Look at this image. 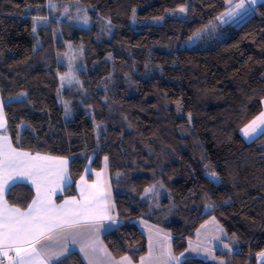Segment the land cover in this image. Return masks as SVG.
<instances>
[{
    "label": "trees",
    "instance_id": "16d2710c",
    "mask_svg": "<svg viewBox=\"0 0 264 264\" xmlns=\"http://www.w3.org/2000/svg\"><path fill=\"white\" fill-rule=\"evenodd\" d=\"M47 1L0 0V93L13 146L69 160L67 198L88 166L100 171L105 157L119 151L125 170L113 175V186L137 243L131 247L121 232L108 236L115 256L137 259L145 251L136 221L164 231L183 227L174 242L181 256L209 205L249 245L264 238V134L251 143L242 135L263 112L264 3L187 50L182 46L196 32L220 24L226 0H51L111 21L109 38L55 21L34 33L33 20ZM181 7L188 9L186 19L165 18ZM133 10L140 21L165 19L136 31ZM68 45L81 49L83 68L79 83L62 90L68 69L58 56ZM24 93L25 101L7 104ZM211 171L219 183L210 180ZM34 198L26 184L7 194L21 210ZM228 204L239 212L228 213ZM218 256L226 264H259L256 256ZM181 264L213 263L190 258Z\"/></svg>",
    "mask_w": 264,
    "mask_h": 264
},
{
    "label": "snow or ice",
    "instance_id": "6c2138e0",
    "mask_svg": "<svg viewBox=\"0 0 264 264\" xmlns=\"http://www.w3.org/2000/svg\"><path fill=\"white\" fill-rule=\"evenodd\" d=\"M226 3L228 9L221 16L216 17V20L227 22L224 17L236 19L247 15L255 10L258 0H247V3L245 0L238 2L226 0ZM49 6L54 7L51 0ZM179 11L186 13L188 9L181 7ZM133 16L135 17V10ZM41 20L46 21L47 17L37 16L34 18V23ZM84 22L87 23V17ZM32 31L35 33L36 28L33 27ZM61 80H64V77H61ZM257 121L264 123V113L242 129L245 137H251L256 132L254 126L257 125ZM6 124L4 103L0 100V129H5L4 132H0V264H4L5 259L7 264H52L53 261L64 264L61 258L70 257V248L75 245H79V251L84 254L88 264H99L100 253H104L110 259V253L99 239V233L105 227L104 221L116 223V216L111 211L114 204L111 203L110 190L105 191L98 183L88 184L82 179L80 199H65L62 204L54 203L52 195L59 184L51 181L49 177L62 178L63 173L67 171L68 161L17 150L6 132ZM99 175L97 173V176ZM207 175L212 182L219 183L215 171ZM24 181H30L36 187V198L32 200L26 212L21 211L20 208L9 207L7 200L4 199L5 191H10ZM151 190L146 189V194ZM217 231L222 232L223 229L217 228ZM212 238L220 239L218 235ZM41 240H47L48 243L41 244L37 248L36 245L40 244ZM149 241V257L142 258L140 264H152L151 237ZM223 247L231 251L227 244ZM191 250L195 252L199 251V248ZM205 254L211 255L207 249ZM261 255L264 256V253ZM212 258L215 259L214 256ZM173 261L175 264H180L179 258L172 254L170 244L167 248L162 245L159 257L155 258V264H171ZM110 264H132V261L125 256L120 261L110 259ZM220 264L223 262L221 261Z\"/></svg>",
    "mask_w": 264,
    "mask_h": 264
},
{
    "label": "crops",
    "instance_id": "0c3cea01",
    "mask_svg": "<svg viewBox=\"0 0 264 264\" xmlns=\"http://www.w3.org/2000/svg\"><path fill=\"white\" fill-rule=\"evenodd\" d=\"M0 100H3L1 93H0ZM262 113H264V101H263V112ZM4 117L7 121L6 114H5V104H4ZM254 127H256V132H254L251 137H245L242 132L243 138L245 139L246 142L248 141L252 142L256 138L264 134V123L257 121V125H255ZM4 131L5 129H0V132H4ZM6 132H7V124H6ZM113 153H114V150L109 153V155L107 156V160L104 159L105 164H104L103 170L101 169L100 171H93L90 166L87 167L84 175L76 183L75 185L76 193L72 197L67 198L64 196L66 192L68 191V189H70V187L73 185L72 184L73 180L69 173V167H70L69 160L66 159L68 161L67 171L63 173L62 178L57 177V176L49 177L51 181H55L56 183L59 184V187L56 189L55 193L52 195V200L56 204H62L65 199H72V198L80 199V189L82 187V184H81L82 179L84 181H87L88 184L98 183L100 186H102L105 189V191L110 190L111 203L114 204V208H112L111 211H112V214L116 216V223L112 224L111 221H104L103 223L105 227L101 229L99 233V239L102 242L103 246L107 249V252L110 253L111 261H120L123 257L127 256L132 261V264H140L142 258L149 257V242H150L149 238L151 237L152 253H153L152 264H155V258L159 257L161 246L163 245L165 248H167V245L169 244L171 246L172 254L179 258L180 264L184 260H187L190 258L213 262L214 260L221 259V257H218V255L220 254L227 255V256H230V255L231 256L232 255L256 256L259 264L260 263L264 264V256L261 255L262 253H264V239L263 238L261 237L258 238L251 246H249L247 241L244 239V237L240 234V232L236 229L235 226L227 223V221L223 217H220L212 213H210L208 216H205L201 220L200 224L197 226V228L194 231V237L186 241V251L181 256L175 253L174 242L175 240L179 239L183 235L184 233L183 227H182L183 228L182 231H178L174 229L171 231H164L161 229H157L153 226L147 225L145 223H142L140 221H137L136 225H138V228L144 235V238L146 241L145 251L137 259L131 258L129 255L124 254V253L120 256H115L107 245L106 238L108 236H111L115 232H121L125 236L127 242L129 243L131 247H134L137 242L135 241V239H134V242H131L127 238L128 227L123 222V219H125V217L123 216V213L120 212L119 210V206H118L119 201L117 199L114 186H113V175L116 174L115 166H117V162L119 160H116L114 162L110 161L109 157L113 156ZM42 156H48V155H42ZM50 157H53V156H50ZM56 158H59V157H56ZM60 159H64V158H60ZM97 173H99L100 175L97 176ZM19 184L29 185L34 190L35 198H36L35 185H33L30 181H24ZM8 192L9 191H5L4 193L5 200H7ZM8 206L13 207L9 203H8ZM27 210H21V211L26 212ZM230 210H231V213H237V211L234 209L230 208ZM213 220H215V223H213ZM109 225H111V227H108ZM217 228H222L223 231L218 232ZM166 234H167V240H165ZM215 235H218L220 239L219 240L213 239L212 237ZM46 243H48L47 240H41L40 244H37L36 247L39 248L41 244H46ZM224 244H227L228 247L231 249V251H229L228 249H225L223 247ZM192 248H199V251L194 252L191 250ZM205 249H207L211 253V255L205 254ZM70 252H71L70 257L61 258V260L64 261V264H71L72 263L71 259L73 257H77L80 261L83 262V264H88V260L85 258L84 254L79 251V245L71 246ZM213 256L215 257V259L212 258ZM110 259L104 253L99 254V264H110ZM4 261H5V264H7V260L5 259ZM52 264H60V262L53 261ZM171 264H175V262L173 261L171 262Z\"/></svg>",
    "mask_w": 264,
    "mask_h": 264
},
{
    "label": "rangeland",
    "instance_id": "374dc122",
    "mask_svg": "<svg viewBox=\"0 0 264 264\" xmlns=\"http://www.w3.org/2000/svg\"><path fill=\"white\" fill-rule=\"evenodd\" d=\"M51 3L52 5H54V7L49 6V1L46 2L45 6L41 7V10L39 12L40 15L38 16L47 17V20L46 21L41 20L39 22L34 23L36 26V31L39 28H47L51 24V21H55L57 23L59 22L68 23L69 25L74 26L84 31H90L94 29L98 31L100 35L104 37H108V38L113 34L114 28L112 27L111 23H109V21L104 18L99 19L97 16L96 17L91 16L90 15L91 10L87 8H83L80 5H77L75 8H74L75 5L73 6L70 5L69 7L64 8L53 2ZM261 3H264V1L258 0V3L256 4V6H258ZM186 13H181L179 10L169 11L165 14V18L170 17V18H177V19L184 20L187 18ZM246 16L247 15H242L236 19H228L227 17H224L223 19L226 20L227 22L220 21V24L213 23L207 27L200 29L182 46V48L184 49L187 48V50H190V49L196 48L199 44L201 47V44H203L202 41L205 37H210L213 35L220 36L221 35L220 29H219L220 27L222 26L225 27L230 24L231 25L235 24L237 20H239V18L240 20H242V19H245ZM85 17H87V23L84 22ZM97 18L99 20H97ZM165 18L163 17L161 19H153V20L146 19V20L140 21L137 18V12L135 11V17L133 16L131 20V28L136 31H140L147 27L160 26L161 24H163V21ZM224 39L225 37H222V40ZM66 49L67 50L65 54L58 56V62L64 65L65 67H67L68 69V73H66V75L64 76H61V77H64V80H61L60 78V84H61L62 90L65 89L66 87H72L79 83V80L77 79V72L83 68L81 49L73 48L72 46H69V45L67 46ZM25 98H26L25 93L19 94L11 98L10 100H8L7 104L23 102L25 101ZM65 107H66L67 112L70 113L71 112L70 105L66 103ZM247 143H251V142L248 141ZM109 159L111 162L119 160L117 162V166H115V170H116L115 173L117 175L119 174L120 176L122 172L125 170V164L124 162L122 163L123 160H122V156L120 155L119 151L117 149L114 150L113 156L109 157ZM104 164L105 162L103 160L102 167H101L102 170L104 169ZM150 193L151 192H148L147 194H150ZM209 206L207 207L205 216H208L212 212L213 207L212 206L209 207ZM227 208H228V211H227L228 213L231 212L230 208L239 212V209L232 206L231 204H228ZM182 229H183L182 227L174 228V230H178V231H182ZM127 238L131 242H134V237L131 236L129 231H127ZM221 261L223 262V264H226V261L222 259V257L220 260L218 259L214 260L212 263L220 264Z\"/></svg>",
    "mask_w": 264,
    "mask_h": 264
},
{
    "label": "bare ground",
    "instance_id": "6f19581e",
    "mask_svg": "<svg viewBox=\"0 0 264 264\" xmlns=\"http://www.w3.org/2000/svg\"><path fill=\"white\" fill-rule=\"evenodd\" d=\"M123 221H127V220H123ZM127 222H128V224H126V226L130 224L129 221H127ZM136 222H137V221H136ZM136 222H133V224L136 225V224H137ZM136 226H138V225H136Z\"/></svg>",
    "mask_w": 264,
    "mask_h": 264
},
{
    "label": "built area",
    "instance_id": "2783aa9c",
    "mask_svg": "<svg viewBox=\"0 0 264 264\" xmlns=\"http://www.w3.org/2000/svg\"><path fill=\"white\" fill-rule=\"evenodd\" d=\"M125 224H128V222L127 221H123ZM4 264H5V261H4Z\"/></svg>",
    "mask_w": 264,
    "mask_h": 264
}]
</instances>
